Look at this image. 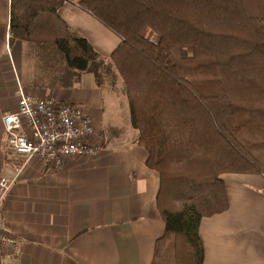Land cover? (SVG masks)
<instances>
[{"label": "trees", "instance_id": "16d2710c", "mask_svg": "<svg viewBox=\"0 0 264 264\" xmlns=\"http://www.w3.org/2000/svg\"><path fill=\"white\" fill-rule=\"evenodd\" d=\"M65 2L119 38L109 60L59 15ZM17 40L65 77L119 74L159 175L150 264H202L200 222L228 208L222 174L264 175V0H9Z\"/></svg>", "mask_w": 264, "mask_h": 264}, {"label": "crops", "instance_id": "0c3cea01", "mask_svg": "<svg viewBox=\"0 0 264 264\" xmlns=\"http://www.w3.org/2000/svg\"><path fill=\"white\" fill-rule=\"evenodd\" d=\"M58 13L102 55L120 41L73 3L65 2ZM8 36L9 0H0V176L11 177L20 161L2 148V114L17 97ZM32 86L22 87L84 104L98 124L95 141L101 147L93 156L69 158L61 169L39 159L26 163L0 204V218L20 241L18 249L0 256V264H150L164 221L156 201L159 175L146 165L136 131L119 116L104 119L97 86L74 92ZM222 179L228 208L200 222L202 264H264V175L224 173Z\"/></svg>", "mask_w": 264, "mask_h": 264}, {"label": "built area", "instance_id": "2783aa9c", "mask_svg": "<svg viewBox=\"0 0 264 264\" xmlns=\"http://www.w3.org/2000/svg\"><path fill=\"white\" fill-rule=\"evenodd\" d=\"M16 100L2 114L4 154L19 163L14 175L0 176V204L32 159L61 169L69 158L93 156L101 145L95 141L97 123L82 103L60 101L39 91H26L16 79ZM20 241L0 218V256L19 248Z\"/></svg>", "mask_w": 264, "mask_h": 264}, {"label": "rangeland", "instance_id": "374dc122", "mask_svg": "<svg viewBox=\"0 0 264 264\" xmlns=\"http://www.w3.org/2000/svg\"><path fill=\"white\" fill-rule=\"evenodd\" d=\"M15 42V45H13L12 47H9V45H7L6 48L9 49L8 58H12L13 65L16 71L15 73L12 71V75L14 73V75L16 76L14 77L15 81L13 85L15 87V92L17 78L21 86L28 87L33 85L32 87L37 86L39 88H46L54 85H60L66 88H72V92H74V89H76L77 87H81L87 90L95 89L94 86H97L94 82L92 74H80L78 79H76L77 81H74L71 76L65 77L62 75V71L58 69V64H56L58 61H60L57 58L56 62L55 60L54 62H52L54 65L50 63H47L45 65L43 59L39 61L37 57H35L39 53V51H37L34 46L26 47V44L22 43L21 41L17 40ZM110 53L103 55L106 60H109ZM100 54L102 55V53ZM115 73H117V71ZM97 88H99L100 91V94L98 93L100 101H103L105 103V107L103 106L104 119H113L115 117V120H118L119 116V121L122 124L127 122L130 123L127 103L124 104L125 94L123 91V83L119 74H115L114 84L109 85L108 83H104L101 86H97ZM111 88L115 90L112 91ZM114 92H118L121 98V103L119 102V98L117 105H114L110 102V99L114 97ZM13 99L15 100L16 98L14 97ZM122 106H124V110H122ZM113 115L114 117H111Z\"/></svg>", "mask_w": 264, "mask_h": 264}]
</instances>
